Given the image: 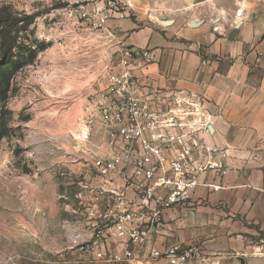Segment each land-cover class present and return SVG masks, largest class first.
I'll return each mask as SVG.
<instances>
[{
    "label": "crops",
    "instance_id": "1",
    "mask_svg": "<svg viewBox=\"0 0 264 264\" xmlns=\"http://www.w3.org/2000/svg\"><path fill=\"white\" fill-rule=\"evenodd\" d=\"M128 1L130 17L109 20L106 31L61 28L57 19L46 32L103 39L110 71L119 69L122 51L154 54L135 69L139 82L190 102L173 108L208 119V140L225 152L221 188H197L194 211L171 216L152 246L201 245L205 264H264V238H256L264 236V0Z\"/></svg>",
    "mask_w": 264,
    "mask_h": 264
},
{
    "label": "built area",
    "instance_id": "2",
    "mask_svg": "<svg viewBox=\"0 0 264 264\" xmlns=\"http://www.w3.org/2000/svg\"><path fill=\"white\" fill-rule=\"evenodd\" d=\"M131 10L128 0H80L63 9L57 24L98 33ZM122 53L119 69L96 82L87 97L86 130L76 138L80 157L72 163L80 167L79 183L74 194L60 196L68 216L62 228L72 233L71 248L98 262L205 264L201 245L152 242L171 216L194 211L197 188H221L229 173L225 152L208 140V119L173 108L190 102L171 101L175 95L139 82L135 69L152 64L154 54ZM96 120L100 131L91 126ZM210 176L211 182L204 180Z\"/></svg>",
    "mask_w": 264,
    "mask_h": 264
},
{
    "label": "rangeland",
    "instance_id": "3",
    "mask_svg": "<svg viewBox=\"0 0 264 264\" xmlns=\"http://www.w3.org/2000/svg\"><path fill=\"white\" fill-rule=\"evenodd\" d=\"M77 1L0 0V264H106L62 228L84 101L110 72L103 39L46 32Z\"/></svg>",
    "mask_w": 264,
    "mask_h": 264
},
{
    "label": "water",
    "instance_id": "4",
    "mask_svg": "<svg viewBox=\"0 0 264 264\" xmlns=\"http://www.w3.org/2000/svg\"><path fill=\"white\" fill-rule=\"evenodd\" d=\"M170 22H165V24L166 25H168ZM201 24V22H192L191 23V26H198V25H200ZM241 264H245L244 263V260H241Z\"/></svg>",
    "mask_w": 264,
    "mask_h": 264
},
{
    "label": "trees",
    "instance_id": "5",
    "mask_svg": "<svg viewBox=\"0 0 264 264\" xmlns=\"http://www.w3.org/2000/svg\"><path fill=\"white\" fill-rule=\"evenodd\" d=\"M2 64H3V63H2ZM2 64H1V65H2Z\"/></svg>",
    "mask_w": 264,
    "mask_h": 264
}]
</instances>
